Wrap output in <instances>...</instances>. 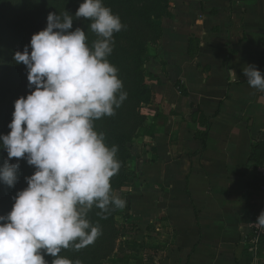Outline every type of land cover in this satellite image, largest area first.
Returning a JSON list of instances; mask_svg holds the SVG:
<instances>
[{
  "label": "crops",
  "instance_id": "0c3cea01",
  "mask_svg": "<svg viewBox=\"0 0 264 264\" xmlns=\"http://www.w3.org/2000/svg\"><path fill=\"white\" fill-rule=\"evenodd\" d=\"M159 25L145 64L148 123L132 149L139 176L123 189L137 225L125 240L141 255L127 264H261L244 196L264 92L242 70L264 74V0H170Z\"/></svg>",
  "mask_w": 264,
  "mask_h": 264
},
{
  "label": "clouds",
  "instance_id": "9594fccd",
  "mask_svg": "<svg viewBox=\"0 0 264 264\" xmlns=\"http://www.w3.org/2000/svg\"><path fill=\"white\" fill-rule=\"evenodd\" d=\"M73 17L91 21L98 37L91 46L83 28L73 30ZM125 27L103 0H84L75 16L49 13L46 28L14 53L13 61L26 66L30 94L14 102L10 132L0 134V150L7 153L0 182L16 185L21 160L35 171L13 197L12 210L0 216V264H49L46 256L51 264H82L60 253L79 251L101 234L88 218L91 210L107 218L110 210L125 207L111 186L121 167L118 146L109 147L94 128L127 98L108 60L114 34ZM242 71L251 88L264 92V74L255 65ZM229 75L237 78L231 68ZM255 224L264 228V211Z\"/></svg>",
  "mask_w": 264,
  "mask_h": 264
},
{
  "label": "trees",
  "instance_id": "16d2710c",
  "mask_svg": "<svg viewBox=\"0 0 264 264\" xmlns=\"http://www.w3.org/2000/svg\"><path fill=\"white\" fill-rule=\"evenodd\" d=\"M83 2L84 0H0V134L10 132L8 125L12 121L14 102L21 96L30 94L26 66L17 65L13 61L14 53L23 52L24 47L30 45L32 35L46 28L49 13L63 14L68 11L75 16ZM103 4L119 15L126 26L121 32L114 34V49L108 60L118 69V77L123 82L127 98L115 109V115L94 121L95 130L105 134L106 144L109 147L118 146L117 159L121 167L111 178V186L116 194L135 184L139 176L131 163L134 140L148 123V118L142 113L143 106L151 101L145 71L147 52L149 45L156 44L161 39L159 21L170 15V0H103ZM73 19V30L83 28L87 43L91 46L98 39L90 30L91 21L76 20L75 17ZM206 137L207 134L204 136V146ZM6 158V151L0 150V166ZM250 161L253 163L255 178L247 182L244 198L249 212L253 214L257 212L256 206L262 198L263 178L258 166L262 167L264 164V138L253 145ZM34 171L26 161L21 160L16 185L9 187L0 182V216L7 215L12 210L13 197L28 186L25 177L31 176ZM100 211L94 207L88 217L101 230L94 243L79 251L74 248L63 249L60 255L71 261L78 259L82 264H119L118 256L125 251L123 247H129L118 222L124 209L110 210L105 214L107 218L97 216ZM45 259L51 264L53 258L46 256Z\"/></svg>",
  "mask_w": 264,
  "mask_h": 264
},
{
  "label": "rangeland",
  "instance_id": "374dc122",
  "mask_svg": "<svg viewBox=\"0 0 264 264\" xmlns=\"http://www.w3.org/2000/svg\"><path fill=\"white\" fill-rule=\"evenodd\" d=\"M264 138V136H263ZM259 171H262L264 169V164L263 166H258ZM117 196H119L121 199L126 201V205L123 208L124 209V214L118 218L119 225L121 226L124 235L130 236L132 232H134L137 229V225L135 223L129 222L130 220V206L132 205V201L134 200L133 195H131L129 192L126 190H122L120 193H116ZM264 195V194H261ZM256 211L253 213L252 217L255 219L260 215L262 211H264V200L262 202H259L256 206ZM264 231V228H262ZM253 238V236H252ZM125 250L120 256L119 263L120 264H127L128 259L133 258V257H140L141 255L135 251H131L129 247L125 246L123 247ZM252 251L253 253L257 256V258L261 259V264H264V233L263 235L258 239V241L252 246ZM119 257V256H118Z\"/></svg>",
  "mask_w": 264,
  "mask_h": 264
},
{
  "label": "built area",
  "instance_id": "2783aa9c",
  "mask_svg": "<svg viewBox=\"0 0 264 264\" xmlns=\"http://www.w3.org/2000/svg\"><path fill=\"white\" fill-rule=\"evenodd\" d=\"M262 61L264 63V45H263V51H262ZM260 175L263 178V183L261 185V193L264 194V169L260 171ZM263 200H264V195H262L260 202H262ZM257 218L258 217L255 218V221H254L255 223L257 222ZM263 233H264L263 229L256 225L255 230L253 231V238H252L253 244H255L258 241V239L263 235Z\"/></svg>",
  "mask_w": 264,
  "mask_h": 264
}]
</instances>
